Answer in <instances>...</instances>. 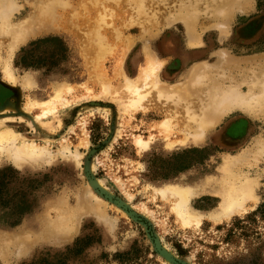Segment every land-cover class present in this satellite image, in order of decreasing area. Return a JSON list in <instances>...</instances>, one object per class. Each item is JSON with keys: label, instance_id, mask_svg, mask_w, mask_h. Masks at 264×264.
Masks as SVG:
<instances>
[{"label": "rangeland", "instance_id": "1", "mask_svg": "<svg viewBox=\"0 0 264 264\" xmlns=\"http://www.w3.org/2000/svg\"><path fill=\"white\" fill-rule=\"evenodd\" d=\"M225 2L245 12L225 15ZM178 10L194 29L231 18L228 33L207 29L185 49L182 23L144 32L156 33L146 12ZM169 35L181 45L166 48ZM147 54L156 77L126 107ZM34 101L47 106L26 110ZM3 102L0 130L46 155L19 168L0 152V264H264V0H0ZM200 124L203 143L182 144ZM242 154L230 173L254 198L213 222L223 163ZM178 186L204 189L184 205L197 222L177 214Z\"/></svg>", "mask_w": 264, "mask_h": 264}, {"label": "bare ground", "instance_id": "2", "mask_svg": "<svg viewBox=\"0 0 264 264\" xmlns=\"http://www.w3.org/2000/svg\"><path fill=\"white\" fill-rule=\"evenodd\" d=\"M140 2V1H139ZM119 5V4H118ZM104 11V10H103ZM137 13V12H136ZM151 14V12H150ZM154 15L151 14L149 15L148 12H146V20H149L150 18H154ZM139 23V22H138ZM142 23V22H141ZM146 23V22H145ZM57 25V21L55 18H51V20L46 21V23H44L43 27L45 30L47 29H55ZM140 25V24H139ZM145 29V28H144ZM145 33L147 32V30L145 29L144 31ZM162 44H165L166 48L172 49L171 47H178L181 45V39H178L177 37H170L169 39L164 40V42ZM159 66V62L155 61L153 59V57H151L150 55L147 54L146 58H145V63L143 65V67L140 68L138 74L135 78L134 81H132L131 79H126L127 80V85H126V90L129 91L130 94V100L126 103V107H132V106H136L139 103H141L142 100H144V98L146 97L145 95H147V92H141V88H140V83L139 80L145 81L144 83L147 84L149 83L148 81L152 82V77L153 75H155L156 71L158 70ZM195 69V68H194ZM193 69V70H194ZM189 70V69H187ZM192 70V71H193ZM197 70V69H196ZM8 73V72H7ZM193 73V72H192ZM197 73V72H196ZM191 75V74H190ZM156 77V75H155ZM154 77V78H155ZM179 78V77H178ZM194 79V78H193ZM125 80V79H124ZM148 80V81H147ZM155 81V79L153 80ZM143 83V82H142ZM187 84V82H185ZM215 83V82H214ZM144 84V86H145ZM160 84V83H159ZM170 85V84H169ZM155 86V85H154ZM152 87V86H151ZM222 87V86H221ZM216 89V88H214ZM221 89V88H220ZM221 91V90H220ZM214 92V91H213ZM159 96H162V94L164 92H158ZM219 91L216 90L215 93H211L212 95L210 96H215L216 94H218ZM226 93V92H224ZM197 94V93H196ZM223 94V93H222ZM228 96V93H226ZM224 95V94H223ZM223 95H220L223 97ZM230 95V93H229ZM233 95V94H232ZM189 96V95H188ZM221 98V97H220ZM242 98V97H241ZM223 99V98H222ZM229 99V98H228ZM228 99H225L224 102L226 103ZM248 99V98H247ZM220 101V100H219ZM229 101V100H228ZM231 101V100H230ZM222 102V101H220ZM30 103V102H29ZM233 103V102H232ZM5 105L6 102H3L2 106H0V111H3L5 109ZM40 106V105H45L47 106L44 102L42 103H36V101H34L33 103L31 102L28 106H25L26 110H30V108L35 107V106ZM193 106V105H192ZM216 108V107H215ZM238 108V107H237ZM191 110V109H190ZM225 110V109H224ZM13 112V110H11ZM8 113V112H7ZM47 113H50L48 109H44L40 115L35 116L37 120L39 119H43L44 117L47 116ZM185 113V112H183ZM204 114V113H203ZM6 116V115H5ZM11 116V115H10ZM205 116V115H204ZM19 117V116H18ZM6 119V117H4ZM198 118H200L198 116ZM202 119V118H201ZM1 120V119H0ZM198 120V119H197ZM204 120H206L205 118L202 119L203 122H205ZM200 121V120H199ZM193 122V121H192ZM198 122V121H196ZM209 122V121H207ZM1 123V122H0ZM56 125L60 128V126L62 125V119L61 118H56L55 120ZM234 123V122H233ZM232 123V124H233ZM32 124V123H31ZM167 123H165V121H162L160 123V126L162 127H166ZM206 124V123H205ZM204 124V125H205ZM214 124V123H213ZM7 125V124H6ZM43 125V123H42ZM195 125V124H194ZM202 124L199 125V127L194 130L193 132H188V134L186 135V137L184 138V140L182 141V144H199L203 143V133L207 132V127L204 126ZM33 126V125H32ZM34 127V126H33ZM44 128L47 129V123H46V127L43 125ZM62 127V126H61ZM189 127L190 129L192 128V126H186ZM212 127V126H211ZM210 128V127H209ZM239 126H235V127H230L228 128V132L229 134L235 133L237 131H239ZM183 129V128H182ZM245 129V128H244ZM225 130V129H224ZM233 135V134H232ZM203 136V137H202ZM226 137V136H225ZM241 139V137H240ZM18 140V135L15 134L14 132H12L9 129H4V130H0V152L1 153H5L7 151V156L8 159L10 160V162L16 166V167H22L27 161L29 162H38L40 160H44V155H46L44 148H38L35 147L34 144L32 143H26V142H19L17 143L16 141ZM229 140V139H228ZM231 140V139H230ZM233 142V141H232ZM137 143L139 145H145L147 144V141H143L141 139H137ZM212 143V142H211ZM228 144V143H227ZM234 144V143H233ZM259 151L264 154V142L259 144L258 146ZM9 151V153H8ZM68 154V153H67ZM230 158V157H229ZM245 159V154L240 155L237 158L234 159H226V161L223 163V168L222 171L225 172V176L223 178V180L220 181L221 186H217L215 194L219 199L218 205L216 206V208L207 213V217L213 221H219L223 218H227L228 216H230L233 213H236L240 210H243V205L247 200H250L251 198H254L253 196V191H254V184L253 182L247 178H242L240 179L239 176H233L230 171L234 166H240L242 165V163ZM225 160V158H224ZM223 160V161H224ZM203 183V182H202ZM199 186V185H197ZM174 187V186H173ZM171 188V187H170ZM173 191L175 192V209L178 215L182 216L183 221L185 223L189 222V221H195L197 222V220L201 217H203L204 215L201 213H197V214H191L188 211V207L184 206L186 205V200L192 196L193 194H195L196 192H201L204 189H199L196 188L191 189V188H181L180 186L176 187V188H172ZM211 194V193H210ZM48 214V213H47ZM185 215V216H184ZM45 217V216H44ZM47 217V216H46ZM45 217V219H46ZM44 219V218H43ZM50 219V218H49ZM34 220V219H33ZM37 221V220H36ZM40 221V220H39ZM48 221V220H47ZM46 221V222H47ZM50 221V220H49ZM52 222V221H51ZM48 223V222H47ZM49 224V223H48ZM45 226V225H44ZM39 228V227H38ZM26 228H24L25 230ZM48 229V228H47ZM51 239V238H49ZM36 241V240H35ZM41 241V240H40ZM49 241V240H48ZM26 242V241H25ZM35 243V242H34ZM33 244V243H32Z\"/></svg>", "mask_w": 264, "mask_h": 264}, {"label": "crops", "instance_id": "3", "mask_svg": "<svg viewBox=\"0 0 264 264\" xmlns=\"http://www.w3.org/2000/svg\"><path fill=\"white\" fill-rule=\"evenodd\" d=\"M151 1H156V5H159L160 3H164V0H151ZM223 5H224V7H226V11L227 10L230 11V13H226L225 15H229V14L234 15L235 10L241 11L244 8V10L242 11V13H243V12H245V9H246L244 4L243 5H241V4L235 5L233 3L225 2ZM177 6H178V3H177ZM152 14H154L156 16L155 13H152ZM168 15H169L168 18H165V17L160 15V16H156L155 19L148 20L149 22H151V25H153V27L156 28V30H155L156 33L153 35L152 32L154 30L152 31L151 29L149 30V32L147 31V33H149V36L158 37L161 34V36L163 37L162 34L167 27L165 25V23L167 24L168 21H171L174 25H176V27H173V29L171 30L172 31L171 34L173 32H175L176 29L179 30L178 28H180V27H178V25H179V23H182V25H179V26H181L180 29H183L182 30V33H183L182 38H183L184 43H185L183 45V47L185 49H192L193 47L194 48L203 47L204 44L202 42L193 45L192 44L193 42L191 41V39H196V38L201 39V36L203 35V33L207 29H211V28L212 29H218L216 32H217V35L220 33L219 37L226 35L228 33L229 22L231 21V18L229 21V18H227V17L223 18L222 21H214V18H207V19H209V21L204 26H201V24H200L199 29L195 28L196 29L195 30L194 27H192L191 21H189L188 18L183 17V12H181V10L180 11L178 10V13H176V11H175L173 13H169ZM169 36L173 37V38L175 37L172 35H169Z\"/></svg>", "mask_w": 264, "mask_h": 264}]
</instances>
